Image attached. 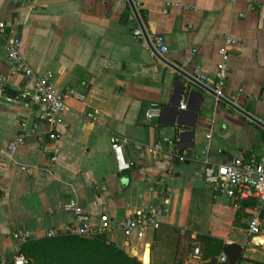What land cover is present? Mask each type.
<instances>
[{
	"label": "crops",
	"instance_id": "1",
	"mask_svg": "<svg viewBox=\"0 0 264 264\" xmlns=\"http://www.w3.org/2000/svg\"><path fill=\"white\" fill-rule=\"evenodd\" d=\"M131 3L138 18L128 0H0V21H15L11 34L20 39L23 59L35 74L51 75L67 106L55 140L29 136L9 151L31 111L7 97L30 91L34 80L11 71L5 51L10 33L0 31V261L8 264L19 247L27 257L28 245L53 238L46 236L50 229L65 232L78 223L62 208L73 201L89 224L99 225L106 215L105 243L140 262L145 244L150 264H202L210 256L199 255L198 243H220L222 249L243 247L238 264H264V235L260 243L247 235L253 203L235 209L202 175L207 162L264 151V0ZM227 36L235 42L224 99L233 107L203 89L199 78L214 77ZM176 81L194 91L182 92L185 109L180 100L177 110L170 105ZM152 109L159 116L146 118ZM46 130L40 124L39 131ZM112 136L129 140L123 148L132 163L127 172L116 171ZM166 138L173 146L157 156L133 146ZM98 184L105 190H96ZM152 208L161 211L158 227L125 237L119 222Z\"/></svg>",
	"mask_w": 264,
	"mask_h": 264
},
{
	"label": "built area",
	"instance_id": "2",
	"mask_svg": "<svg viewBox=\"0 0 264 264\" xmlns=\"http://www.w3.org/2000/svg\"><path fill=\"white\" fill-rule=\"evenodd\" d=\"M14 20L0 21V31H9L10 35L6 41L7 63L14 73H20L26 79H33L34 85L30 91H19L13 96H8L9 100L25 102L31 115L21 120V133L17 135L8 145L9 151L22 144L24 139L29 136L36 137L37 140L43 141V135L46 134L49 140H55L58 135L57 127L61 124L63 115L67 109L64 102V94L55 88L51 83L49 73L35 74L30 66L26 63L20 53V39L11 33L16 28ZM139 35L140 31L134 33ZM156 42L160 52H165L166 48L162 47L163 39L156 37ZM234 39L231 36L225 38L223 48L220 50L221 61L217 67L214 77L200 75V79L214 93L215 98H225V79L227 72V63L230 51L234 46ZM4 94V88H0V95ZM185 99L180 100V109H185ZM158 109L147 111L146 118L150 119L159 116ZM30 118V122L28 119ZM40 124L47 127L45 132L39 131ZM180 133L183 130H179ZM129 144L125 137L112 136L110 138V151L114 158L116 171L124 173L131 169L132 163L127 161L123 148ZM135 149H146L151 156H157L163 153L167 147H172L173 142L170 139H164L154 145L145 146L135 143ZM207 148V146L205 147ZM181 159L185 158L183 153ZM55 160V158H52ZM204 182L212 189L216 196L225 197L232 202L235 209L242 207L244 202H252L251 215L248 217L247 235L253 242L264 235V151L261 154H250L248 156L232 157L227 163H206L202 171ZM96 190L103 191L105 187L101 184L95 186ZM62 208L67 213H72L79 217L78 223L67 228L65 232L56 229H50L46 236L56 237L60 234H70L82 238H95L103 235L110 227V220L106 215L101 216L99 225H92L84 221L82 211L73 201H65ZM161 213L159 208H152L148 212L133 211L119 222V228L125 237L137 234L141 237L142 232L147 227H158L157 216ZM17 237L23 240L27 235L18 232ZM198 254V249L194 250ZM0 264H5L0 261ZM8 264H30L29 259L23 254L20 247L12 255Z\"/></svg>",
	"mask_w": 264,
	"mask_h": 264
},
{
	"label": "trees",
	"instance_id": "3",
	"mask_svg": "<svg viewBox=\"0 0 264 264\" xmlns=\"http://www.w3.org/2000/svg\"><path fill=\"white\" fill-rule=\"evenodd\" d=\"M217 253H220L222 244H214ZM53 247L58 257H75L79 259V264H141L135 256L129 255L122 249L117 248L113 243H105L103 236L95 238H82L70 234H61L53 238H46L38 242L31 243L24 250L27 257H34L35 252L40 248ZM40 258L37 262L42 261ZM206 259V258H203ZM84 260H87L86 262ZM85 262V263H84ZM202 264H227L211 258Z\"/></svg>",
	"mask_w": 264,
	"mask_h": 264
},
{
	"label": "water",
	"instance_id": "4",
	"mask_svg": "<svg viewBox=\"0 0 264 264\" xmlns=\"http://www.w3.org/2000/svg\"><path fill=\"white\" fill-rule=\"evenodd\" d=\"M128 1H129L130 5H131L132 11H133L135 17L138 18L137 13L135 11V8L133 7V5L131 3V0H128ZM167 64L170 67H172L173 69H175L176 71L181 72L176 67L171 65L170 63H167ZM181 74L183 76H185L189 81H193L194 83H197L193 79H191L190 77L185 75L184 73L181 72ZM202 88L205 89L211 95L215 96L214 93L210 89H208L206 87H203V86H202ZM183 91H186L189 95L190 94L191 95L194 94V91H192L190 89V86L184 85V83H182L180 81H176L175 89H174V100L170 104L172 106V108H174V110H177V108L179 106V100H180V97H181V94H182ZM199 96L201 98V95H199ZM219 100L223 101L224 103H226L229 106L233 107V105L230 102H228L227 100H225L224 98H219ZM187 107L188 106L186 105V108ZM169 108H171V107H169ZM179 113L181 114L183 112L179 111ZM186 133H187L188 136H191V132L190 131H186ZM257 243H260V242L257 241ZM242 251H243V247L240 246V245H236V244L225 245L223 247V249H222L220 260L222 262L227 263V264H238V262L240 260V257H241ZM141 263L142 264H150V261H149V244H145L144 253H143V256L141 258Z\"/></svg>",
	"mask_w": 264,
	"mask_h": 264
},
{
	"label": "rangeland",
	"instance_id": "5",
	"mask_svg": "<svg viewBox=\"0 0 264 264\" xmlns=\"http://www.w3.org/2000/svg\"><path fill=\"white\" fill-rule=\"evenodd\" d=\"M198 247H199V255H202L203 257L210 256V259L215 258L217 261H220L219 260L220 254L214 256V254L217 252L216 251L217 247L214 244L206 243L204 245V244L198 243ZM56 257H58V254H56V251H54V248L48 246L45 248L38 249L35 252L34 257H28V258H29L30 264H79V259L83 261L82 258L65 257V256L58 258L56 260L55 259ZM40 258H43V259H41L42 261L38 263L37 261ZM84 261L86 262L87 260H84ZM97 262H98L97 264L101 263L100 261H97ZM200 263L201 262H197V264H200Z\"/></svg>",
	"mask_w": 264,
	"mask_h": 264
}]
</instances>
